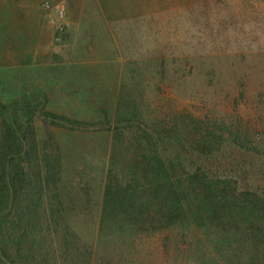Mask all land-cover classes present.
<instances>
[{"label":"rangeland","instance_id":"obj_1","mask_svg":"<svg viewBox=\"0 0 264 264\" xmlns=\"http://www.w3.org/2000/svg\"><path fill=\"white\" fill-rule=\"evenodd\" d=\"M0 109L9 120L31 116L37 141L61 154L64 182L88 191L90 213L72 224L87 241L114 110L147 128L223 122L262 132L254 140L264 145V10L224 0H0ZM41 110L81 123L59 131L40 122ZM214 158L240 189L264 192V156L224 148ZM134 237L104 258L196 264L173 229Z\"/></svg>","mask_w":264,"mask_h":264},{"label":"trees","instance_id":"obj_2","mask_svg":"<svg viewBox=\"0 0 264 264\" xmlns=\"http://www.w3.org/2000/svg\"><path fill=\"white\" fill-rule=\"evenodd\" d=\"M2 111L0 264H115L103 256L112 245L169 229L185 239L196 264H264V192L240 189L238 176L214 158L224 148L264 156L254 140L262 132L196 119L126 125L114 110L96 220L92 231L85 227L92 233L85 241L72 224L90 213L88 191L64 182L61 154L37 141L31 116L9 120ZM37 116L58 129L81 123L49 111Z\"/></svg>","mask_w":264,"mask_h":264},{"label":"crops","instance_id":"obj_3","mask_svg":"<svg viewBox=\"0 0 264 264\" xmlns=\"http://www.w3.org/2000/svg\"><path fill=\"white\" fill-rule=\"evenodd\" d=\"M213 1V0H211ZM214 1H219V0H214ZM225 3H242L245 4V7L249 10V4H253L254 8L257 10H264V0H224ZM232 1V2H231ZM245 9V8H244Z\"/></svg>","mask_w":264,"mask_h":264}]
</instances>
